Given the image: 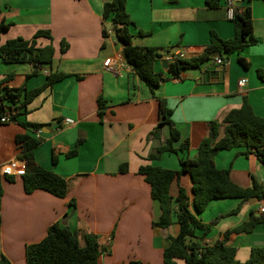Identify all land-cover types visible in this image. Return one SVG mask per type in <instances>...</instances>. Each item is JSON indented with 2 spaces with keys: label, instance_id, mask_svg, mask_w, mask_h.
Masks as SVG:
<instances>
[{
  "label": "crops",
  "instance_id": "1",
  "mask_svg": "<svg viewBox=\"0 0 264 264\" xmlns=\"http://www.w3.org/2000/svg\"><path fill=\"white\" fill-rule=\"evenodd\" d=\"M110 1L0 0V25H9L1 35V45L17 38L32 40L39 31H46L51 38L37 39V48L52 45L55 49L52 63L41 66L29 79L35 69L32 64L0 60V96L2 83L10 74L14 77L6 83L8 87L19 89L26 83L29 90L43 85L51 73L68 75L36 97L18 117L20 122L43 126L41 133L19 123L0 122V171L19 159L16 137L29 134L41 141L33 150L34 163L68 184L65 198L43 190L27 194L22 177H10L11 181L0 175V252L11 264H27L26 247L43 240L55 223L76 231L81 246H85L86 235L97 236L101 245L111 244L112 253L102 255L99 264H163L167 236H176L179 226L174 217L168 230L153 227L160 208L152 199L150 185L139 175L140 167L179 170V157L195 156L208 134L209 122L221 123L245 100L257 116L264 118V81L258 76V70H264L263 0L241 4L252 9L258 42L230 56L224 64L223 81H203L208 69L216 65V58L184 71L179 81L172 80L167 65L178 57L202 54L212 31L224 40L234 36V24L228 17L231 0H224L217 9L209 8L206 0H126L127 13L134 22L133 44L156 48L161 54L155 70L165 81L155 94L126 61L119 74L105 68V61L116 60L123 50L110 22L103 19L104 4ZM104 29L107 37L103 36ZM64 44L66 51L62 52ZM239 57L250 66L240 64ZM242 80H246L244 86H240ZM100 98L106 105L102 116ZM158 99L165 100L173 111L181 141L189 148L179 156L165 153L152 161L150 155L166 143L170 134L169 126L164 125L159 137H149L160 122ZM79 139L83 143L78 155L68 158L66 153L77 147ZM215 163L218 169L229 170L233 182L243 188L255 183L264 187L263 165L254 155L245 156L244 148L219 152ZM124 164L128 172L120 173ZM180 183L192 196L191 177L184 175ZM171 194L178 195L176 182ZM263 205L264 201L258 200L211 202L198 216L203 223L239 206L241 211L214 225L203 243L214 245L222 240L225 232L248 222L251 211L260 216ZM197 234L201 236L202 232ZM227 245L237 249L236 259L246 262L252 248L264 247V222L249 234H231Z\"/></svg>",
  "mask_w": 264,
  "mask_h": 264
},
{
  "label": "trees",
  "instance_id": "2",
  "mask_svg": "<svg viewBox=\"0 0 264 264\" xmlns=\"http://www.w3.org/2000/svg\"><path fill=\"white\" fill-rule=\"evenodd\" d=\"M224 0H206L211 9H217ZM236 3V0H231ZM253 0H242L251 2ZM264 1V0H263ZM103 19L109 21L112 32L117 41L123 46L122 55L137 75L141 82L155 94V91L165 81L162 73L156 72L155 62L161 57L158 49L141 47L133 44L134 35L132 27L134 22L126 10V0H112L104 4ZM234 36L224 40L216 32L212 31L209 44L199 56L192 58H175L170 64L168 73L181 80L184 71L199 68L203 64L219 57L223 65L233 54H241L246 48L257 44L254 37L252 9L250 6L234 5ZM9 25H0L1 35L8 31ZM140 35L146 33L139 31ZM103 36H108V31L103 30ZM51 38L50 33L39 31L32 40L17 38L0 44V60L4 63H29L35 69L27 76L37 75L39 66L52 63L55 49L52 45L37 48V39ZM66 51V45L62 46V52ZM239 62L244 67L249 63L239 57ZM68 75L62 72L47 75V81L40 87L29 90L27 85L19 89H12L6 83L10 82L14 75H8L2 83L0 96V118L10 115L13 123H19L27 129L41 131L43 126L29 122H20L18 117L22 111H26L28 105L47 88L54 86ZM258 76L264 81V70H258ZM160 122L150 134V138L160 136L161 128L169 126L170 134L166 143L156 149L150 155V160H158L163 154L170 153L180 155L188 150L189 144L181 141V133L172 120L173 111L163 99H158ZM99 113L102 116L106 110L105 102L99 99ZM207 136L200 142L195 156L191 158L179 157L180 169L170 170L153 165L141 166L139 175L151 187V196L160 208V217L153 221V227L168 230L174 223L179 226L176 236L168 235V247L163 252V264H264V247L251 249L250 258L246 262L236 259L237 249L228 246L231 234L251 233L257 225L264 222V214L255 215L251 211L250 220L241 226L228 230L223 239L214 245L203 243L212 227L223 218L236 215L241 211V206L228 214H223L210 223H203L198 216L202 214L215 200L238 199L242 202L250 200L264 201V187L255 183L253 187L243 188L233 182L229 170L218 169L215 163L216 155L223 150L244 148V155H254L264 167V118L257 116L244 101L240 109L230 111L225 119L219 123L209 122ZM16 142L20 146V160L26 161V174L22 177L24 189L27 194L36 190H43L58 198H65L68 193V184L65 179L56 173L46 170L34 163L33 150L40 144V140L29 134L18 135ZM82 139L77 142V147L66 153L68 158L78 155ZM128 166L120 167V173H127ZM184 175H189L192 180V196L181 185ZM10 179V178H9ZM11 180V179H10ZM12 181V180H11ZM176 182L178 195L173 197L171 186ZM2 192L0 189V199ZM73 208L75 201L71 202ZM198 232H202L198 236ZM114 235V234H113ZM85 246L80 245L78 233L65 225L55 223L49 227L47 235L38 243L26 247L27 264H99L102 255L112 253L111 244L101 245L95 235H86ZM0 264H11L10 260L0 252ZM138 264V263H135Z\"/></svg>",
  "mask_w": 264,
  "mask_h": 264
},
{
  "label": "built area",
  "instance_id": "3",
  "mask_svg": "<svg viewBox=\"0 0 264 264\" xmlns=\"http://www.w3.org/2000/svg\"><path fill=\"white\" fill-rule=\"evenodd\" d=\"M234 5L235 3H230V7L228 9V17L229 19H232L234 17ZM217 65H223V60L221 58H216L215 60ZM126 62L122 54H119L117 56L116 60H112L111 58L107 59L105 61V68L106 70L119 74L125 67H126ZM41 66H39L40 68ZM174 81H179V78H172ZM246 83V80H242L240 82V86H244ZM1 123H12L10 115H5L0 118ZM38 133H41L39 131ZM27 170V164L26 161L20 160V159H14L7 163L6 165L2 166L1 168V176L3 177H23L26 174ZM259 214L262 215L264 214V205L259 208Z\"/></svg>",
  "mask_w": 264,
  "mask_h": 264
},
{
  "label": "water",
  "instance_id": "4",
  "mask_svg": "<svg viewBox=\"0 0 264 264\" xmlns=\"http://www.w3.org/2000/svg\"><path fill=\"white\" fill-rule=\"evenodd\" d=\"M242 0H236V5L241 6ZM166 59V58H165ZM169 68V65H167V69ZM223 70L224 65H213L208 69V74L205 75L203 81H208L210 78H215L216 81H223ZM57 128V125L54 126V129Z\"/></svg>",
  "mask_w": 264,
  "mask_h": 264
}]
</instances>
